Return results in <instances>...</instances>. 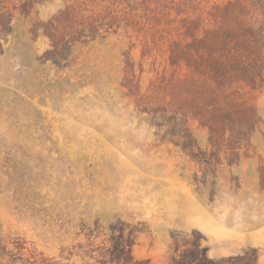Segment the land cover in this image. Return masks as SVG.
I'll use <instances>...</instances> for the list:
<instances>
[{
    "label": "rangeland",
    "instance_id": "374dc122",
    "mask_svg": "<svg viewBox=\"0 0 264 264\" xmlns=\"http://www.w3.org/2000/svg\"><path fill=\"white\" fill-rule=\"evenodd\" d=\"M0 264H264V0H0Z\"/></svg>",
    "mask_w": 264,
    "mask_h": 264
}]
</instances>
